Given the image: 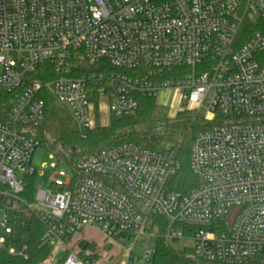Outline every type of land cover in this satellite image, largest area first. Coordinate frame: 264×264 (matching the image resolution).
Listing matches in <instances>:
<instances>
[{
  "label": "built area",
  "instance_id": "1",
  "mask_svg": "<svg viewBox=\"0 0 264 264\" xmlns=\"http://www.w3.org/2000/svg\"><path fill=\"white\" fill-rule=\"evenodd\" d=\"M263 27L264 0H0V249L15 227L10 212L43 226L50 252L37 264H96L100 246L72 239L84 229L129 244V264L140 240L149 245L147 226L160 236L153 217L167 242L187 243L199 261L264 264ZM42 89L82 132L97 127L102 104L109 123L134 115L138 98L162 108L171 94L172 118L182 114L186 132L201 127L189 152L197 186L171 187L179 164L168 148L123 143L69 173L51 164L29 200ZM25 250L8 253L26 259ZM152 252L138 261L149 264Z\"/></svg>",
  "mask_w": 264,
  "mask_h": 264
},
{
  "label": "trees",
  "instance_id": "2",
  "mask_svg": "<svg viewBox=\"0 0 264 264\" xmlns=\"http://www.w3.org/2000/svg\"><path fill=\"white\" fill-rule=\"evenodd\" d=\"M257 29L260 27L257 26ZM175 76L176 72L171 70L163 72L159 79H169ZM39 97L44 102L43 123L34 130V138L38 147L55 159L57 167L72 170L80 159L90 156L104 147L123 143L157 151L168 148L175 153L179 164V170L172 178L171 187L176 191L185 193L197 186V179L189 169V152L192 134L201 128L199 125L194 124L191 132L182 131L181 134H165L163 137L151 135L149 128L147 131L138 132L135 130L136 127L150 126L155 109L152 99L138 98V108L134 115L121 119L112 118L106 126H97L82 132L70 114L57 105L47 89H42ZM27 181L28 190L25 197L28 195V199L31 200L35 178H29ZM20 219L23 220L22 225L19 229L16 226L13 227L12 234L6 237L5 248L0 249V264H37L49 255L50 249L41 245V238L44 233L43 226L33 217ZM27 220L28 226L25 229L23 223ZM151 222L158 227L160 236L154 243L149 264H207L197 260L190 247L177 248L175 247L177 242H167L162 237L165 226L162 219L152 217ZM25 234H27L26 241L23 239ZM21 244L26 245L24 251L26 259L23 256L8 253L10 246L20 250ZM78 246L83 251L95 249L93 243L80 242Z\"/></svg>",
  "mask_w": 264,
  "mask_h": 264
},
{
  "label": "rangeland",
  "instance_id": "3",
  "mask_svg": "<svg viewBox=\"0 0 264 264\" xmlns=\"http://www.w3.org/2000/svg\"><path fill=\"white\" fill-rule=\"evenodd\" d=\"M166 105L165 107H155L153 115H152V122L149 127L147 126H138L135 128L136 131H147L149 128V133L151 135H154L155 137H163L165 134H181L182 131H184L186 127V121L182 114H177L174 118L173 117V109L177 106V103L175 98L171 99V94L166 95L165 97ZM59 105V104H57ZM103 107L101 108L100 116L97 117L95 121V125L98 127L106 126L108 125V117L105 112V106L102 104ZM101 105V106H102ZM61 108L66 110L69 114V110L61 105H59ZM195 124H199V121H197ZM193 129V127H192ZM185 132V131H184ZM183 134V133H182ZM56 164V161L54 158H50V154L45 152L43 149L37 147L32 158V164L35 167L37 174L34 176L35 181L33 184V192L31 196L34 194L35 186H41L42 188H46L49 177L53 174L54 170L51 168V164ZM64 170L69 173V170L67 168H64ZM28 190V188H27ZM8 220L15 223V226L17 229L20 228V225L22 223L21 219L18 217H15L12 213H8ZM25 229L28 226V220L24 223ZM157 227V226H156ZM158 228V227H157ZM159 230V229H158ZM146 233L148 235H152V238L149 239V245H146L147 240L143 239L140 240L134 247V254L137 260L133 261V258L131 257L129 264H141L138 259H140L145 252V250L152 251L153 245L156 241V237L158 234V231L151 230L148 226L145 229ZM3 237H6L3 235ZM16 237H18L16 235ZM23 239L27 240V234L24 235ZM73 241H78L80 239H85L86 241H93L100 249L99 253L103 256L99 255L96 264H123L125 260L124 250L128 248V245H123L122 248H119L118 245H109L108 243H103V237L99 231L96 229H84L83 231L77 232L73 236ZM102 244V245H101ZM175 247L177 248H183V247H189L187 243L185 242H178ZM107 256V257H106ZM109 256L111 260L108 261L107 258ZM61 258H59V261ZM253 264H256L255 262Z\"/></svg>",
  "mask_w": 264,
  "mask_h": 264
},
{
  "label": "crops",
  "instance_id": "4",
  "mask_svg": "<svg viewBox=\"0 0 264 264\" xmlns=\"http://www.w3.org/2000/svg\"><path fill=\"white\" fill-rule=\"evenodd\" d=\"M108 117V116H107ZM102 255V254H101Z\"/></svg>",
  "mask_w": 264,
  "mask_h": 264
}]
</instances>
